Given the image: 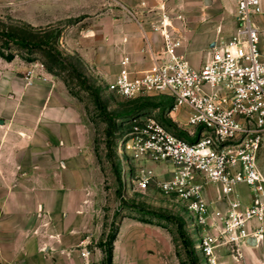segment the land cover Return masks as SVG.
I'll use <instances>...</instances> for the list:
<instances>
[{
	"label": "built area",
	"instance_id": "obj_1",
	"mask_svg": "<svg viewBox=\"0 0 264 264\" xmlns=\"http://www.w3.org/2000/svg\"><path fill=\"white\" fill-rule=\"evenodd\" d=\"M263 14L260 0H236L237 26L229 35L219 31L207 58L194 66L179 50L177 26L162 13L150 23L163 39L150 67L132 69L125 55L112 82L126 98L163 94L170 101L164 119L149 111L132 119L124 148L135 161L170 166L159 180L152 169L143 170L136 187L154 184L183 206L202 264H220L221 249L238 256L240 244L263 234L261 226L251 228L264 215V176L257 165L264 136V35L254 21ZM209 185L215 199L207 196ZM241 185L251 191L248 205L238 196ZM87 245L80 244L82 264H90Z\"/></svg>",
	"mask_w": 264,
	"mask_h": 264
},
{
	"label": "rangeland",
	"instance_id": "obj_2",
	"mask_svg": "<svg viewBox=\"0 0 264 264\" xmlns=\"http://www.w3.org/2000/svg\"><path fill=\"white\" fill-rule=\"evenodd\" d=\"M24 1L0 0V30L12 31L18 37L38 41H45L53 33L58 32L56 37L50 38L49 46L52 50L59 52L60 56L55 63L46 55L45 46L28 50L13 43L5 46L0 39V50L14 54L10 61L0 57V118L7 119L6 126L0 127V159L3 153L8 158L9 147L13 143V140L10 143L7 142L5 143L7 146L2 148L1 144L6 142L3 141L4 137L7 133L16 132L12 128L11 118L7 117L11 116L13 111L18 112L20 123L16 132L18 151L15 154L18 155V174L27 173L28 163H26V156L22 154H29L34 145L21 152L19 146H26L28 137L34 131L38 130L37 133H40L53 116L57 121L56 125H62L66 111L71 109L70 104L61 94L65 80L81 99L94 127L97 164L102 180L100 184H97L94 194L95 202L93 207H90L93 226H90V232L83 241L88 242L87 247L91 252L90 264H97L96 254L102 249L100 243L107 239V234L115 231L117 234L118 223L123 217L138 223H134L136 226L128 227L125 231L127 238L133 240L132 245L119 246L113 264H176L177 261L190 264V256L187 253L189 246L186 241L191 240L192 229L190 217L184 212L183 206L174 197H166L154 184L145 190H138L136 187L137 177L143 170L151 168L155 172L156 180H159L167 176L170 166L135 161L131 158L129 151L124 148L126 134L133 123L132 119L147 111L156 118L164 119L163 113L170 101L163 94H144L126 98L116 92L112 87L114 75L109 73L112 67L110 48L100 38L95 22V17L101 13L108 15L110 19H116L120 17L119 12L123 11V14L131 18L133 17L131 13L137 8L134 10L122 8L115 5L112 0H103L100 7L64 12L63 7L52 5L55 0H38L40 6L34 5L32 1ZM168 2V6L156 9L171 17L180 32H184V28L190 29L193 22L198 21L203 24L209 22L208 24L211 25L216 23V20L203 17V13L207 10L216 13L219 9L215 7L212 9L213 7L206 5L204 0H168ZM46 3H51V6H44ZM139 9L145 15L153 10L146 7ZM160 15L152 16L159 18ZM177 16H181L183 21ZM180 23H183L184 27L180 28ZM70 25H74V29L68 33ZM225 25L221 34L229 31V24ZM189 60L192 64L196 62V65L203 62L199 53H194ZM48 66L51 67V72L46 69ZM72 68L85 77L88 89H84L81 78L75 77ZM47 89L51 91L48 92ZM92 92L100 95L109 113L117 116V114L129 112L127 117H114V132L110 136L106 135L107 123L98 114ZM73 111L76 113V109ZM29 113L39 116L36 127L35 124H33L34 127L32 126L33 131L28 128V124L34 122ZM136 120L141 119L136 118ZM61 135L64 139L65 134L62 131ZM38 137L40 141L36 139L37 142L45 144L46 136ZM41 154L43 157H39L38 160H45L46 152ZM39 173L42 174V171ZM2 185L0 184V197ZM144 223L145 227L142 225ZM180 232L183 233L184 240L180 237ZM10 235L7 230L0 229V264H9L4 263L3 256L8 253L5 249L12 242L13 238ZM81 243L75 244L71 249L79 252ZM194 254L198 258V263L202 264L203 258L199 253ZM101 256H104L103 251ZM82 261L83 259L80 264Z\"/></svg>",
	"mask_w": 264,
	"mask_h": 264
},
{
	"label": "crops",
	"instance_id": "obj_3",
	"mask_svg": "<svg viewBox=\"0 0 264 264\" xmlns=\"http://www.w3.org/2000/svg\"><path fill=\"white\" fill-rule=\"evenodd\" d=\"M26 1H32L37 6L41 5L37 2L38 0H25L24 2ZM102 1L55 0L52 5L63 7L64 12H74L76 9L86 10L91 7H100ZM112 1L122 8L133 10L137 8L131 13L133 16L131 18L123 14V11L119 12L120 17L116 19H110L103 13L95 17L100 38L110 48L112 67L109 73L114 75L113 82L123 56L129 57L132 69L144 72L151 65V55L162 50V35L160 32L151 30L150 23L158 20V17L154 18L152 15L162 13L156 8L168 6L169 2L168 0ZM260 3L264 10V0H260ZM45 5L50 7L51 3ZM206 5L213 7L212 9L214 7L219 9L216 13L212 10L203 13V17L216 20L214 25L197 21L191 23L190 29L185 30L184 28V32L178 29L183 39V46L179 50L188 60L193 57L194 53H199L205 60L212 41L217 37L218 32L226 27L225 24H229L230 27L228 32H223L224 35L232 33L237 26L236 0H210V3ZM142 7L153 10L145 15L139 9ZM55 18L57 19L56 16ZM254 21L264 35V14L256 16ZM181 27H184L183 23H180ZM73 29L74 25H70L67 32L70 33ZM196 64L195 62L192 65L199 66ZM63 87L61 94L70 104L71 109L66 111L62 125H56L57 121L53 116L40 133H37L36 129L37 131L28 137L26 146H19L21 152L34 145L29 154H22L26 156V163L29 167L27 173L23 175L18 174V155L15 154L18 151L16 132H18L20 117L15 111L7 117L11 118L12 128L16 132L7 133L3 140L6 142L1 144V147L5 148L7 146L5 143L13 140L9 147L8 158L3 153L0 159V184H3L0 197V229L7 230L13 238L10 246L5 249L8 253L3 256L4 263L80 264L82 260L79 252L71 248L83 242L90 232V226H93L90 207H93L95 202L94 194L97 184H100L102 180L97 164L92 122L82 102L68 91L64 83ZM47 90L51 91V89ZM29 115L34 121L28 124V128L32 130L33 124L36 127L39 116L34 113H29ZM1 119L4 121L0 127H5L7 119ZM59 126L60 130H58ZM61 131L65 134L64 139ZM38 136H46L45 144L37 142L36 139L40 141ZM44 151L46 159L38 160L39 157H43L41 153ZM257 165L264 176V142L261 143L257 155ZM44 169L46 173L43 174ZM41 171L42 174L39 173ZM206 190L208 198L215 199L214 187L209 185ZM237 193L242 203L250 204L252 194L246 186H239ZM134 223L138 222L127 217H123L118 223V231L113 241L112 264L116 259L119 246L132 245L133 240L127 238L125 231L128 227L136 226ZM142 225L145 227V223ZM260 226L263 229L262 236L251 237L246 243L240 244L238 256L221 249L217 253L219 263L264 264V215L260 221H253L251 224V228ZM101 253L100 249L96 254L97 264H102ZM176 264H179L178 261Z\"/></svg>",
	"mask_w": 264,
	"mask_h": 264
},
{
	"label": "trees",
	"instance_id": "obj_4",
	"mask_svg": "<svg viewBox=\"0 0 264 264\" xmlns=\"http://www.w3.org/2000/svg\"><path fill=\"white\" fill-rule=\"evenodd\" d=\"M58 35L57 33H53V37H56ZM48 37L45 41L44 40H31V39H27L25 37H18L14 32L12 31H5V30H0V39L2 40V44L3 45H8L9 43H13L21 48H26L28 50L33 49V48H37V47H41L43 48L44 46L46 48H44V51L46 53V55L49 57L50 61L55 62L57 61V57L60 56L59 52H56L54 50L51 49V47L49 46L50 43V38L52 37ZM0 57L10 61L13 59L14 54L13 53H4L0 50ZM56 63V62H55ZM46 69L51 72V67L48 66L46 67ZM72 73H74L76 78H81L80 81L83 82V86L84 89H88V86H86L85 82V77L80 74L79 72H77L75 70V68H72ZM65 85L68 89V91L75 97H77L79 100H81L77 93L72 91V89L70 88V86L66 83V81L64 80ZM92 96H93V101L95 103L96 108L99 111V115L105 119L106 123H107V129H106V135L110 136L113 132H114V127H115V122H114V117H127L129 115V112L126 113H122V114H117V116L109 113L103 102L102 99L100 97V95L97 92H92ZM119 115V116H118ZM91 120V119H90ZM95 149L97 151V148L95 146ZM143 222H146L144 220H142ZM180 237L183 238V233L180 232L179 233ZM116 236V231L115 232H111L110 234H107V239L104 240V242L100 243V247L102 248L101 250L104 252V256L102 257V264H112V256H113V241L115 239ZM184 240V238H183ZM184 246L187 244L189 246V250H187L188 255L190 256V264H200L198 263V258L196 256V254H194V249H193V242L190 240L185 242L183 241ZM191 246V248H190ZM194 255V256H193ZM179 264H184L182 261H179Z\"/></svg>",
	"mask_w": 264,
	"mask_h": 264
},
{
	"label": "water",
	"instance_id": "obj_5",
	"mask_svg": "<svg viewBox=\"0 0 264 264\" xmlns=\"http://www.w3.org/2000/svg\"><path fill=\"white\" fill-rule=\"evenodd\" d=\"M204 1H205L206 4L210 3V0H204ZM3 121H4V120L0 118V124H2ZM250 239H251V238H250Z\"/></svg>",
	"mask_w": 264,
	"mask_h": 264
}]
</instances>
